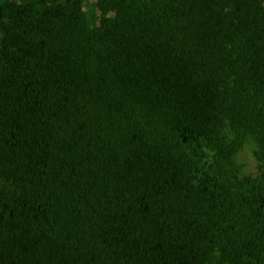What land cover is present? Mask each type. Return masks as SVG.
Here are the masks:
<instances>
[{
  "label": "trees",
  "instance_id": "obj_1",
  "mask_svg": "<svg viewBox=\"0 0 264 264\" xmlns=\"http://www.w3.org/2000/svg\"><path fill=\"white\" fill-rule=\"evenodd\" d=\"M0 264H264V0H0Z\"/></svg>",
  "mask_w": 264,
  "mask_h": 264
},
{
  "label": "rangeland",
  "instance_id": "obj_2",
  "mask_svg": "<svg viewBox=\"0 0 264 264\" xmlns=\"http://www.w3.org/2000/svg\"><path fill=\"white\" fill-rule=\"evenodd\" d=\"M253 145L248 142L236 154L235 160L241 166V174L254 175L258 172L257 162L253 157Z\"/></svg>",
  "mask_w": 264,
  "mask_h": 264
}]
</instances>
